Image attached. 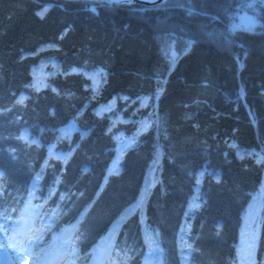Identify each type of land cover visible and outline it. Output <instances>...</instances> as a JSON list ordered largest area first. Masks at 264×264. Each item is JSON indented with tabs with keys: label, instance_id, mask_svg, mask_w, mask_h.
<instances>
[{
	"label": "trees",
	"instance_id": "trees-1",
	"mask_svg": "<svg viewBox=\"0 0 264 264\" xmlns=\"http://www.w3.org/2000/svg\"><path fill=\"white\" fill-rule=\"evenodd\" d=\"M241 1L0 0V234L32 199L35 261L264 264V17L231 31Z\"/></svg>",
	"mask_w": 264,
	"mask_h": 264
},
{
	"label": "rangeland",
	"instance_id": "rangeland-1",
	"mask_svg": "<svg viewBox=\"0 0 264 264\" xmlns=\"http://www.w3.org/2000/svg\"><path fill=\"white\" fill-rule=\"evenodd\" d=\"M102 1L111 3L110 0H102ZM263 8H264V0H242L237 10V13L235 14V22H233L230 26L231 31L234 32V31L243 30L250 33H256L258 31L260 22L264 17L262 10ZM85 73L90 77L92 81V88L93 89L97 88L99 83L101 82L102 72H91V73L85 72ZM24 137L26 140H28L29 133L25 132ZM30 210L32 209H29V211ZM32 211L35 212L34 209ZM23 213L26 214L28 213V211L25 210ZM30 233L31 232L26 231V235L20 240H18L16 237L8 239L6 245L2 244V238H0V264H3V261L4 264H12L10 262H13L14 258H16L17 264H35V262H33L29 254V251L31 250L27 248L29 245L28 240L30 238ZM12 244H14V250L11 248ZM18 245H20V247H18ZM66 249L67 248L65 245L61 249V252L64 254L65 258L67 259L69 256L65 252ZM19 250L22 251L21 254ZM93 250L91 252V255H93V257L96 259L98 258L97 264H103L107 259L111 257V252H113V246H108L107 248H101L100 246H95ZM13 251H15V253H12ZM9 256H10V262L8 259ZM151 260H152V264H154L153 257H151ZM63 264H67V260H65ZM90 264H93V261L90 262Z\"/></svg>",
	"mask_w": 264,
	"mask_h": 264
},
{
	"label": "water",
	"instance_id": "water-1",
	"mask_svg": "<svg viewBox=\"0 0 264 264\" xmlns=\"http://www.w3.org/2000/svg\"><path fill=\"white\" fill-rule=\"evenodd\" d=\"M111 4H129V5H143L147 8H154L158 7L160 5H163L169 0H154V1H148V0H110Z\"/></svg>",
	"mask_w": 264,
	"mask_h": 264
},
{
	"label": "bare ground",
	"instance_id": "bare-ground-1",
	"mask_svg": "<svg viewBox=\"0 0 264 264\" xmlns=\"http://www.w3.org/2000/svg\"><path fill=\"white\" fill-rule=\"evenodd\" d=\"M148 1H154V0H148ZM249 31V30H248ZM9 243V242H8ZM110 248V247H109ZM94 251V250H93ZM61 255V254H60ZM60 255H58L57 257H59ZM55 260V259H54ZM142 264H152V260L150 255H146L143 260H142Z\"/></svg>",
	"mask_w": 264,
	"mask_h": 264
}]
</instances>
